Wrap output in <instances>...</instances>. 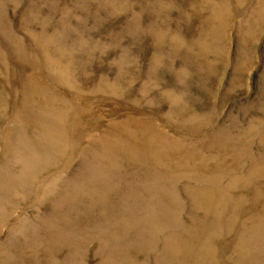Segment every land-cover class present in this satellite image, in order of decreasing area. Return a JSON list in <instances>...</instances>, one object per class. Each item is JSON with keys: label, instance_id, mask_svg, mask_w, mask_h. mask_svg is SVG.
Listing matches in <instances>:
<instances>
[{"label": "rangeland", "instance_id": "obj_1", "mask_svg": "<svg viewBox=\"0 0 264 264\" xmlns=\"http://www.w3.org/2000/svg\"><path fill=\"white\" fill-rule=\"evenodd\" d=\"M0 264H264V0H0Z\"/></svg>", "mask_w": 264, "mask_h": 264}]
</instances>
